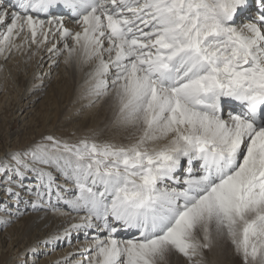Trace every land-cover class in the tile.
<instances>
[{"label":"snow or ice","instance_id":"1","mask_svg":"<svg viewBox=\"0 0 264 264\" xmlns=\"http://www.w3.org/2000/svg\"><path fill=\"white\" fill-rule=\"evenodd\" d=\"M42 49L125 142L48 135L7 153L6 199L76 214L56 237L83 232L76 264H206L224 240L264 264V0H0L5 62Z\"/></svg>","mask_w":264,"mask_h":264},{"label":"bare ground","instance_id":"2","mask_svg":"<svg viewBox=\"0 0 264 264\" xmlns=\"http://www.w3.org/2000/svg\"><path fill=\"white\" fill-rule=\"evenodd\" d=\"M60 15L67 26H73L67 13ZM48 55L42 49L38 56L29 60L27 54L17 52L7 62L0 56V65L4 68L0 72V107L14 99L12 125L19 124L16 129L11 125L9 136L16 138L21 133L28 135L31 129L33 135L43 131L48 135L64 133L63 126L67 125L76 130V136L91 132L100 141L125 142L109 127L112 114L106 107H87L88 101L79 94L80 76L73 75L71 69H66L62 62L59 67L53 66ZM20 149L23 148L10 146L0 152V160L7 153ZM28 186L32 187L33 184ZM7 187L8 178L5 177L4 182L0 183V203L9 205L11 214L9 217L0 212V257L3 264H76L84 259L79 254L82 247L88 244L83 232H74L71 242L56 239L69 223L75 222L72 217L76 214L61 215L41 206L35 199V193L22 192L19 200L16 197L6 199ZM33 203L37 206L33 207ZM51 203L66 211L63 203H58L55 198ZM5 219L11 221L7 227L3 226ZM205 261L206 264H242L228 240L218 242L211 250H207ZM167 264H186V261L172 254Z\"/></svg>","mask_w":264,"mask_h":264},{"label":"rangeland","instance_id":"3","mask_svg":"<svg viewBox=\"0 0 264 264\" xmlns=\"http://www.w3.org/2000/svg\"><path fill=\"white\" fill-rule=\"evenodd\" d=\"M14 99H11V102H7L2 107H0V152L4 151L5 149L9 148L10 146L15 147H22L23 149L28 148L33 143H36L37 141L41 140L42 137L48 136L47 133L41 132L40 134L33 135L34 132H32V129L28 135L18 134L16 138L9 136V131L12 130V127L14 129L18 128L19 124H13L12 125V107L14 105ZM13 104V105H12ZM11 106V107H10ZM12 125V127H11ZM64 133H54L53 137H56L60 140H68V141H78L79 139L83 137H91V132L83 133L84 136H76V130L74 128H70L67 125L63 126ZM32 134V135H30ZM1 249V248H0ZM1 253V251H0ZM3 260L0 257V264H3Z\"/></svg>","mask_w":264,"mask_h":264}]
</instances>
